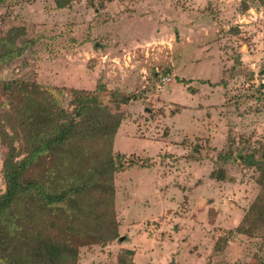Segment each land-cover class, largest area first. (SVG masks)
<instances>
[{
    "label": "rangeland",
    "instance_id": "rangeland-1",
    "mask_svg": "<svg viewBox=\"0 0 264 264\" xmlns=\"http://www.w3.org/2000/svg\"><path fill=\"white\" fill-rule=\"evenodd\" d=\"M63 2L0 0V194L7 152L19 161L27 145L23 93L11 96L5 82L36 85L67 119L79 90L96 95L105 123L121 117L113 137L83 143L87 166L107 153L134 164L113 176L115 239L77 240L76 264H264V223L245 218L264 197V8Z\"/></svg>",
    "mask_w": 264,
    "mask_h": 264
},
{
    "label": "trees",
    "instance_id": "trees-1",
    "mask_svg": "<svg viewBox=\"0 0 264 264\" xmlns=\"http://www.w3.org/2000/svg\"><path fill=\"white\" fill-rule=\"evenodd\" d=\"M257 1L264 8V0ZM3 46L6 48L7 42ZM11 54L16 53L11 49L4 57ZM4 89L11 96L23 93L17 123L27 145L22 159L16 161L12 148L2 165L5 190L0 194V264H76L77 240L93 238L99 243L115 239L117 234L112 228L113 176L134 163L118 164L107 153L102 161L87 166L91 156L83 143L113 137L121 117L113 114L110 123H105L96 95L86 96L79 90H72L74 116L67 119L54 100H41L36 85L7 81ZM130 99L135 96L122 101ZM117 157L121 159V155ZM261 163L259 182L264 193V161ZM216 174L223 176L222 171L211 175ZM95 195L99 197L92 199ZM247 217L264 223V197L251 205ZM89 220L94 225L90 226Z\"/></svg>",
    "mask_w": 264,
    "mask_h": 264
}]
</instances>
